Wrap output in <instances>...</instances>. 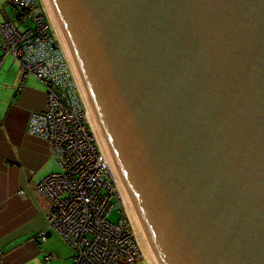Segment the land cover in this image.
I'll list each match as a JSON object with an SVG mask.
<instances>
[{"label":"water","instance_id":"water-1","mask_svg":"<svg viewBox=\"0 0 264 264\" xmlns=\"http://www.w3.org/2000/svg\"><path fill=\"white\" fill-rule=\"evenodd\" d=\"M149 264H264V0H44Z\"/></svg>","mask_w":264,"mask_h":264},{"label":"built area","instance_id":"built-area-1","mask_svg":"<svg viewBox=\"0 0 264 264\" xmlns=\"http://www.w3.org/2000/svg\"><path fill=\"white\" fill-rule=\"evenodd\" d=\"M7 4L15 12L0 24V65L13 56L22 80L32 75L46 92V107L31 115L28 132L48 141L59 164L58 171L34 186L49 202L51 227L74 249V264H149L44 0ZM114 197L123 213L116 224L109 220ZM40 235L46 240L45 232Z\"/></svg>","mask_w":264,"mask_h":264},{"label":"crops","instance_id":"crops-1","mask_svg":"<svg viewBox=\"0 0 264 264\" xmlns=\"http://www.w3.org/2000/svg\"><path fill=\"white\" fill-rule=\"evenodd\" d=\"M18 64L6 56L0 65V264H74V249L49 223V202L34 191L59 168L48 141L28 132L46 92L32 75L22 80Z\"/></svg>","mask_w":264,"mask_h":264},{"label":"rangeland","instance_id":"rangeland-1","mask_svg":"<svg viewBox=\"0 0 264 264\" xmlns=\"http://www.w3.org/2000/svg\"><path fill=\"white\" fill-rule=\"evenodd\" d=\"M7 2H8V0H0V21H1V19H2V17H3V12H7V13H10L11 15H12V17H13V14H14V12H15V10H14V8H13V6H11L10 4H7ZM47 13L49 14V11H48V9H47ZM49 18H50V15H49ZM51 20V19H50ZM53 22V21H52ZM10 59L11 60H13L14 62L16 61V60H14V57L13 56H10ZM17 62V61H16ZM19 65V64H18ZM20 66V65H19ZM33 78H35V77H33ZM35 80H37L36 78H35ZM38 81V83L40 82L39 80H37ZM41 84V83H40ZM42 85V84H41ZM50 145V144H49ZM54 163L56 162V160H55V158H54V161H53ZM57 163V162H56ZM57 166L59 167V164L57 163ZM59 170V168L57 169V171ZM112 201H113V203L115 204V210L110 214V216H109V220H110V222H112V223H114V224H116L117 223V221H119L122 217H123V213H122V210H121V206H120V204L118 203V200L114 197V198H112ZM124 210H126V209H124ZM126 212V211H125ZM125 215H126V213H124ZM139 264H144V262H141L140 261V263Z\"/></svg>","mask_w":264,"mask_h":264},{"label":"bare ground","instance_id":"bare-ground-1","mask_svg":"<svg viewBox=\"0 0 264 264\" xmlns=\"http://www.w3.org/2000/svg\"><path fill=\"white\" fill-rule=\"evenodd\" d=\"M117 180V179H116ZM118 189H119V186H118ZM119 194H120V196H121V193H120V189H119ZM121 198H122V196H121ZM122 201H123V198H122ZM123 206L125 207V204H124V201H123ZM125 209H126V213H127V216H128V218L130 219V216H129V214H128V210H127V208L125 207ZM131 220V219H130ZM131 222H132V220H131ZM132 225H133V223H132ZM134 227V226H133ZM137 233V232H136ZM142 249H143V247H142ZM143 253H144V251H143ZM145 254V253H144ZM145 256H146V254H145ZM147 258V257H146Z\"/></svg>","mask_w":264,"mask_h":264}]
</instances>
